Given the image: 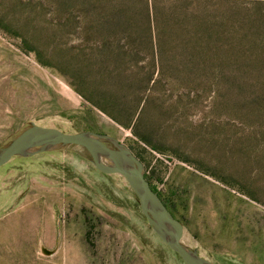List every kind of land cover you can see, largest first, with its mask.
Wrapping results in <instances>:
<instances>
[{
	"label": "rangeland",
	"instance_id": "rangeland-1",
	"mask_svg": "<svg viewBox=\"0 0 264 264\" xmlns=\"http://www.w3.org/2000/svg\"><path fill=\"white\" fill-rule=\"evenodd\" d=\"M96 44L115 50L91 70ZM84 77L129 127L84 99ZM33 124L132 146L189 248L264 264V0H0V148ZM135 202L81 147L15 156L0 264H185Z\"/></svg>",
	"mask_w": 264,
	"mask_h": 264
},
{
	"label": "water",
	"instance_id": "water-1",
	"mask_svg": "<svg viewBox=\"0 0 264 264\" xmlns=\"http://www.w3.org/2000/svg\"><path fill=\"white\" fill-rule=\"evenodd\" d=\"M59 145L81 147L98 171L123 176L136 195L148 225L185 264H213L183 242L184 225L152 188L145 176V164L126 143L112 135L94 131L69 133L33 124L0 148V167L15 156L29 157Z\"/></svg>",
	"mask_w": 264,
	"mask_h": 264
},
{
	"label": "trees",
	"instance_id": "trees-1",
	"mask_svg": "<svg viewBox=\"0 0 264 264\" xmlns=\"http://www.w3.org/2000/svg\"><path fill=\"white\" fill-rule=\"evenodd\" d=\"M114 50L115 49H113L111 46L104 47L102 45L96 44V46L93 48V52H92L93 57L91 59V63H90V67L91 68L90 69L91 70H95V69L97 70L96 67L99 64L101 55L104 52H106L108 55L112 56L113 55L112 53H113ZM124 52H126V51H124ZM95 53L97 55H95ZM84 82H85V86L86 87H83L84 83L82 81L79 83V87H78V90H79L80 94L84 97V99L87 102H89L90 104H92L94 107H96V108L102 110L103 112L107 113L112 119H114L118 123H121V124L129 127L130 123L133 120V116L134 115L128 116V117L125 118L124 114H123V111L120 108V106H121L120 104L115 103L116 101L115 100L113 101V98H111L109 95H107V93H105V92L101 93L98 90V88H95L90 83V80L87 77H84ZM135 133L138 134L137 132H135ZM144 141H146V139H144ZM129 147L137 155V157H139L141 159V161L144 163V160L140 156V154L136 153L132 146H129ZM145 176L150 181V184H151L152 188L160 195V197L163 199V201L168 206V208L177 217L175 209H174V205L171 204L172 201L170 200V196L167 193H164L162 190H160L158 188V186L156 185V182L154 181L155 178L153 176L149 175L148 173H146ZM135 203H136V205H138L137 202H135ZM149 230L154 236V233H153L152 228L150 226H149ZM159 243H160L159 246L161 247V249L163 251H165L168 254L174 255L176 260H178L181 263H183L182 259L176 253H174L167 245H165L162 241H160Z\"/></svg>",
	"mask_w": 264,
	"mask_h": 264
}]
</instances>
